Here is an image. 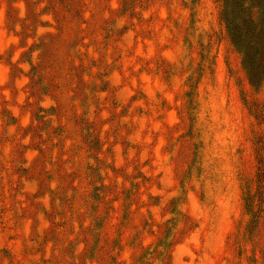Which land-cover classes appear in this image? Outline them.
I'll return each instance as SVG.
<instances>
[{"label": "rangeland", "instance_id": "374dc122", "mask_svg": "<svg viewBox=\"0 0 264 264\" xmlns=\"http://www.w3.org/2000/svg\"><path fill=\"white\" fill-rule=\"evenodd\" d=\"M222 5L0 0V264H264V79Z\"/></svg>", "mask_w": 264, "mask_h": 264}, {"label": "trees", "instance_id": "16d2710c", "mask_svg": "<svg viewBox=\"0 0 264 264\" xmlns=\"http://www.w3.org/2000/svg\"><path fill=\"white\" fill-rule=\"evenodd\" d=\"M222 19L229 36L244 45L243 64L252 85L264 79V0H222ZM257 9L260 19L254 22L251 9ZM259 81V82H258Z\"/></svg>", "mask_w": 264, "mask_h": 264}]
</instances>
